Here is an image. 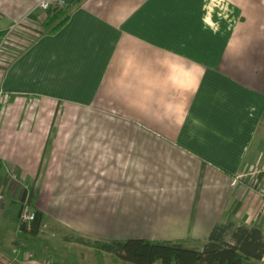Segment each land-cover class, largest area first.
<instances>
[{
  "label": "crops",
  "instance_id": "obj_1",
  "mask_svg": "<svg viewBox=\"0 0 264 264\" xmlns=\"http://www.w3.org/2000/svg\"><path fill=\"white\" fill-rule=\"evenodd\" d=\"M40 1L0 0V264H122L74 237L200 248L217 223L264 239V0H66L53 32Z\"/></svg>",
  "mask_w": 264,
  "mask_h": 264
},
{
  "label": "trees",
  "instance_id": "obj_2",
  "mask_svg": "<svg viewBox=\"0 0 264 264\" xmlns=\"http://www.w3.org/2000/svg\"><path fill=\"white\" fill-rule=\"evenodd\" d=\"M70 5L58 9L43 26L56 31L68 18ZM40 215L36 212L31 231L37 233ZM74 240L112 254L122 264H243L244 259L259 260L264 255V239L260 228L217 223L202 247H188L182 240H148L143 238L102 239L74 237Z\"/></svg>",
  "mask_w": 264,
  "mask_h": 264
},
{
  "label": "built area",
  "instance_id": "obj_3",
  "mask_svg": "<svg viewBox=\"0 0 264 264\" xmlns=\"http://www.w3.org/2000/svg\"><path fill=\"white\" fill-rule=\"evenodd\" d=\"M67 5L66 0H41L38 4V8L42 11H47L50 8H53L54 10L61 9ZM16 28V24H12L9 27L5 29L0 30V53L4 50L6 43L8 42V39L10 37V34L14 31ZM7 95L4 93L3 90H0V104L3 103L6 99ZM15 175H12V179H15ZM258 195L261 197L263 205H264V187H259L257 189ZM20 221L23 225V228L26 231H31L33 221L36 218V210L32 207L31 203L29 201H24L21 204V210H20ZM25 257L28 259H31L34 257V254L32 252H25Z\"/></svg>",
  "mask_w": 264,
  "mask_h": 264
},
{
  "label": "rangeland",
  "instance_id": "obj_4",
  "mask_svg": "<svg viewBox=\"0 0 264 264\" xmlns=\"http://www.w3.org/2000/svg\"><path fill=\"white\" fill-rule=\"evenodd\" d=\"M106 257V256H105ZM102 260H101V264H103L104 263V261L106 260L105 258H101ZM245 260H243V262H244ZM254 263H257V262H254ZM156 264H161L160 262H157Z\"/></svg>",
  "mask_w": 264,
  "mask_h": 264
},
{
  "label": "water",
  "instance_id": "obj_5",
  "mask_svg": "<svg viewBox=\"0 0 264 264\" xmlns=\"http://www.w3.org/2000/svg\"><path fill=\"white\" fill-rule=\"evenodd\" d=\"M25 223H23V225H24Z\"/></svg>",
  "mask_w": 264,
  "mask_h": 264
}]
</instances>
